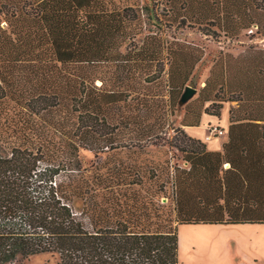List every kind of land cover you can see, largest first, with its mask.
<instances>
[{
  "label": "trees",
  "instance_id": "obj_1",
  "mask_svg": "<svg viewBox=\"0 0 264 264\" xmlns=\"http://www.w3.org/2000/svg\"><path fill=\"white\" fill-rule=\"evenodd\" d=\"M156 1L0 0V264L46 253L58 264H180L181 224L264 223V49L221 61L220 83L208 79L185 104L183 126L200 125L203 113L221 116L225 85L237 94L223 151L176 129L189 166L176 167L175 215L164 183L145 194L136 166L80 157L142 150L168 133L205 50L162 36ZM162 4L185 26L203 23L192 4L221 11L232 0ZM228 9L233 30L217 24L226 33L264 35V0Z\"/></svg>",
  "mask_w": 264,
  "mask_h": 264
},
{
  "label": "rangeland",
  "instance_id": "obj_2",
  "mask_svg": "<svg viewBox=\"0 0 264 264\" xmlns=\"http://www.w3.org/2000/svg\"><path fill=\"white\" fill-rule=\"evenodd\" d=\"M123 1L124 3L125 1L138 2L141 6L148 2V0ZM210 5L203 4L202 9H199L195 4H192L189 15L195 17L197 12L201 10L204 18L203 23L198 24L195 23V20H190L185 26L172 23L171 14L165 4H162V0H157L155 5L161 20L164 22L163 29H159L162 36L167 39H173L175 36L186 39L198 43L205 50V55L194 72L192 82L189 83L192 86L196 84L198 88V93L191 101L200 96V91L206 85L208 79L213 84L217 81L220 83L221 61L233 62L240 54H244L250 48L264 49V35L257 33L256 28L245 29L236 37L226 33L224 28L217 25L218 18H221L223 26L229 29L234 28L236 23V0H232V4H221V11L211 10ZM227 8H229V11L235 12L234 15L223 17L224 12L222 9ZM212 17H217V19ZM216 63L217 65H215ZM248 76L244 75L243 78L246 80ZM98 83L100 84V82ZM260 84L264 88V80L260 81ZM219 95V100H226L223 104L227 103L232 107L237 106V101L230 100L237 94L233 93L226 85L219 92ZM219 102L214 108L220 104ZM185 106L180 105L176 113L171 116V126L159 145L149 144L142 150L123 148L118 151L103 153L100 157H96L93 151L82 148L80 157L83 163L91 167L92 165L96 166L97 162L102 160L107 167L113 166L115 163L136 166L137 169H140V177L143 178L145 183L143 193L146 194L148 189L152 191L154 185L164 183L161 202L173 213L175 207L173 181L176 167L188 168L189 166L188 162L183 160V154L172 145L176 142V138L181 136L179 130L176 129H184L182 122L186 113ZM214 108H211V110H214ZM4 123L5 129L8 130V122L4 119L0 120V130L3 128ZM1 150H3V144L0 142V152ZM131 178L133 179L134 176ZM137 178L139 177L137 176ZM173 214L175 215V211ZM179 238L180 264H252L256 260V247L260 248V242L264 241V226L258 227L249 224L186 225L181 227ZM24 264H58V258L48 253L38 254L25 260Z\"/></svg>",
  "mask_w": 264,
  "mask_h": 264
},
{
  "label": "crops",
  "instance_id": "obj_3",
  "mask_svg": "<svg viewBox=\"0 0 264 264\" xmlns=\"http://www.w3.org/2000/svg\"><path fill=\"white\" fill-rule=\"evenodd\" d=\"M232 105L224 104L221 116L203 113L201 116L200 125H184V130L192 137L203 140L208 150L223 151L224 143L229 139V128L231 125V110ZM217 126L223 131L222 134L212 135L210 129ZM229 166V165H228ZM258 227L264 226V223H248ZM186 225H237V224H181L179 225V232L181 227ZM245 225V224H242ZM255 258L252 264L264 263V241L260 242V248L255 249Z\"/></svg>",
  "mask_w": 264,
  "mask_h": 264
},
{
  "label": "water",
  "instance_id": "obj_4",
  "mask_svg": "<svg viewBox=\"0 0 264 264\" xmlns=\"http://www.w3.org/2000/svg\"><path fill=\"white\" fill-rule=\"evenodd\" d=\"M198 93V88L187 85L181 98H180V105H185L188 103L196 94Z\"/></svg>",
  "mask_w": 264,
  "mask_h": 264
},
{
  "label": "built area",
  "instance_id": "obj_5",
  "mask_svg": "<svg viewBox=\"0 0 264 264\" xmlns=\"http://www.w3.org/2000/svg\"><path fill=\"white\" fill-rule=\"evenodd\" d=\"M211 134L215 135V134H222L223 131L221 129H219L217 126H214L210 129Z\"/></svg>",
  "mask_w": 264,
  "mask_h": 264
}]
</instances>
